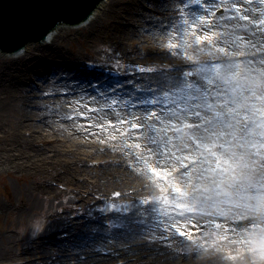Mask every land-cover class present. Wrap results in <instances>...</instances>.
<instances>
[{"label":"snow or ice","instance_id":"1","mask_svg":"<svg viewBox=\"0 0 264 264\" xmlns=\"http://www.w3.org/2000/svg\"><path fill=\"white\" fill-rule=\"evenodd\" d=\"M78 2L43 0L20 27H43L50 44ZM142 3L130 37L138 60L109 42L104 59L61 65L30 86L35 100L65 102L31 111L118 154L114 166L141 188L114 190L42 231L34 217L24 245L55 234L44 264H264V0ZM144 36L153 49L141 51Z\"/></svg>","mask_w":264,"mask_h":264},{"label":"bare ground","instance_id":"2","mask_svg":"<svg viewBox=\"0 0 264 264\" xmlns=\"http://www.w3.org/2000/svg\"><path fill=\"white\" fill-rule=\"evenodd\" d=\"M102 3L101 6L91 13L90 22H82L80 25L81 31L87 32L88 37L113 39L127 51L130 58L138 59L135 49L140 42L130 37L135 34L132 29L137 28L138 24L142 25L143 22L138 19V16L143 15L140 12L141 7H147V5L138 4L139 1L133 0L128 2H123V0H102ZM149 11H152V9H149ZM109 20H113V23L109 24ZM142 39L144 44L141 46V51H148L154 48L151 37L144 36ZM62 40H64L63 33L53 34L50 44L39 43L35 46H29L25 53L17 52V55H12L10 62L0 65V142L4 139H12L11 143L6 142L9 147H0V169L13 168L14 164L19 163V158L15 156V152H19V156L24 158L32 156L24 152V149L28 146L35 150L34 159L41 156L43 165L51 167L52 164L55 165L54 169L60 173L59 179L63 182L68 183L70 186H76L75 188L77 189L78 187L85 188V196L90 193L94 198H97L101 195H109L114 190H121L122 192L130 189L139 190L142 182L139 184L135 183V178L131 177V175L129 176L122 168L114 166L116 163L111 164L104 161L106 156L99 152L98 149L96 151L93 150L94 147L90 149V151L93 150L90 157L91 161H97L96 163L94 162L95 166L92 165L97 169H94L96 170L94 174H88L89 180L84 182V179L80 178L82 173H79V158L72 153L65 152L64 149L60 150L63 145L59 146V144H54L52 141L59 139L57 135L61 134V132L63 133V127L66 125L61 127L58 119L49 113L31 111L33 108H43L45 104L51 108L53 103L57 105L65 103L64 101L35 100L37 94L31 92V85L27 84V80L32 82L34 78L35 81L36 76H43L61 65L76 64L73 56L68 57L59 48ZM37 52L40 56H38V59L36 56ZM29 59L33 61L28 62ZM36 86L43 88V85L40 84ZM45 117L50 125L48 128L38 123L40 119ZM7 122L11 124L9 129L6 128ZM17 145L19 150L14 152V147ZM50 151L58 152L52 160H49L47 155ZM27 160L29 161H26V163L32 161L31 158ZM107 161H109V158ZM38 163V161L35 162L32 167H38ZM100 165L113 166L101 168L99 167ZM20 168L22 167L19 166ZM134 194L137 193L134 192ZM76 229L79 230V225ZM55 242V235L42 236L40 242L35 243L36 247L24 248L21 251V261L24 264H44ZM107 260L110 259L101 258L96 261V264H114L118 261L115 259ZM202 262L203 257H198L189 260L181 259L176 264H203Z\"/></svg>","mask_w":264,"mask_h":264},{"label":"rangeland","instance_id":"3","mask_svg":"<svg viewBox=\"0 0 264 264\" xmlns=\"http://www.w3.org/2000/svg\"><path fill=\"white\" fill-rule=\"evenodd\" d=\"M128 1L130 0H123V2ZM133 1H139L138 4H143L142 0ZM108 22L112 24L113 20H109ZM137 26L140 27L141 24ZM57 27L54 35L58 32L64 35V40L60 43L59 48L68 57L73 56L75 63L87 62L89 60H102L104 59V49L109 42L119 44L113 39L107 40L104 37H88L87 32L81 31L80 27L61 25ZM28 49L29 47L23 48L21 53H25ZM36 56L38 59V52ZM12 57L10 53H4L0 50V65H5L6 62H10ZM132 60L135 61L134 59ZM32 61V59L28 60V62ZM33 83H35L34 78L32 82L27 80L28 85ZM37 85L39 86V84ZM6 125V128L9 129L11 124L7 122ZM63 128V133L61 132V134L57 135L59 139L52 141L54 144H59V146L63 145V147H60V150L64 149L65 152L72 153L79 158V173H82L80 178L84 179V182H87L89 180L88 174H94L96 171L94 169H97L93 167L95 166L94 162L96 163L97 161H91V152L93 150L96 151V149L99 151L103 146L94 139H84L82 134L65 131L67 125ZM23 140L27 141L26 139ZM6 142L11 143L12 139L2 140L0 147H9ZM18 147V145L14 147V152L19 150L17 149ZM91 147H94L92 151H90ZM24 150L26 154L29 153L32 156L24 158L23 156H19V152H15V156L19 158V163L14 164L13 168L6 167L3 170L0 169V264H24L21 261V251L24 248L36 247L35 243L40 242L42 236L34 239L30 247H25L24 245L34 217L39 219V227L42 231L49 222L55 223L57 216H64L67 213L75 212L77 209H82L85 206L98 202V198L109 197L111 195L106 194L94 198L88 193L85 196V188L78 187L77 189L75 188L76 186H70L68 183L59 179L60 173L55 171L54 164H52V167L45 166L41 163V156L34 159L35 150H32L28 146ZM57 153L55 151L48 152L49 160L56 157L55 154ZM101 153L106 156V160L104 161L107 163L117 164L120 161L118 154L107 150ZM28 158L32 160L30 163H26V161H29L27 160ZM108 158L109 161H107ZM36 160L39 162V166L33 168L32 166L37 162ZM19 166L22 168L19 169ZM131 177L135 178L134 176ZM135 179V183L137 184L142 182L137 178ZM135 195L137 194L133 196ZM66 199L67 203L65 202ZM71 227L76 228L78 225L73 224ZM114 264H125V261L118 260ZM236 264H240V262L237 261Z\"/></svg>","mask_w":264,"mask_h":264},{"label":"water","instance_id":"4","mask_svg":"<svg viewBox=\"0 0 264 264\" xmlns=\"http://www.w3.org/2000/svg\"><path fill=\"white\" fill-rule=\"evenodd\" d=\"M101 4V0H79L76 9L63 14L62 21L57 26L80 27L82 17L92 13ZM44 8L43 0H0V50L11 53L19 48L43 43L40 41L43 27L21 28L20 25L22 21L36 16ZM55 19V15L48 16L43 21V26L53 23Z\"/></svg>","mask_w":264,"mask_h":264}]
</instances>
